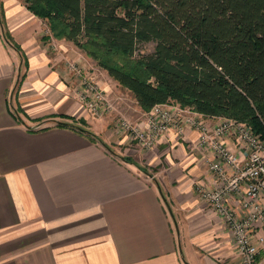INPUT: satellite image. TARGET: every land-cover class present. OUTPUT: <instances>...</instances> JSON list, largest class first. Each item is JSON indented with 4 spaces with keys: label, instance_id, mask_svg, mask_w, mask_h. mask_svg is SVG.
Segmentation results:
<instances>
[{
    "label": "crops",
    "instance_id": "obj_1",
    "mask_svg": "<svg viewBox=\"0 0 264 264\" xmlns=\"http://www.w3.org/2000/svg\"><path fill=\"white\" fill-rule=\"evenodd\" d=\"M0 8L22 48L0 20V264H240L224 221L195 190L208 181L198 131L173 129L136 149L79 101L67 59L93 61L46 37L21 0Z\"/></svg>",
    "mask_w": 264,
    "mask_h": 264
},
{
    "label": "trees",
    "instance_id": "obj_2",
    "mask_svg": "<svg viewBox=\"0 0 264 264\" xmlns=\"http://www.w3.org/2000/svg\"><path fill=\"white\" fill-rule=\"evenodd\" d=\"M26 2L47 21V37L93 57L144 111L176 101L264 136V0ZM0 14L6 40L22 50Z\"/></svg>",
    "mask_w": 264,
    "mask_h": 264
},
{
    "label": "built area",
    "instance_id": "obj_3",
    "mask_svg": "<svg viewBox=\"0 0 264 264\" xmlns=\"http://www.w3.org/2000/svg\"><path fill=\"white\" fill-rule=\"evenodd\" d=\"M80 82L79 101L91 115L102 117L117 109V98L94 74L69 63ZM198 131L194 145L205 158L208 181L195 190L224 221L240 264H264V136L245 121L223 116L208 123L203 114L176 101L158 103L136 119L121 115L115 129L136 149L151 150L173 129Z\"/></svg>",
    "mask_w": 264,
    "mask_h": 264
},
{
    "label": "rangeland",
    "instance_id": "obj_4",
    "mask_svg": "<svg viewBox=\"0 0 264 264\" xmlns=\"http://www.w3.org/2000/svg\"><path fill=\"white\" fill-rule=\"evenodd\" d=\"M21 1L26 5L27 9L29 11H31V13H33L35 16H37V17H39L40 19L43 20V21H40V23H39L40 26L42 27V29L44 30V28H46V31L51 33L50 29H49V25H48V23H46L47 21L45 19H43L42 17L36 15L32 10H30L28 8V6H27L28 4H27L26 0H21ZM47 26H48V28H47ZM52 39H53V37H52ZM56 44H58V42H56ZM154 46H155V43L150 42V43L145 44L140 49H141L142 52H151L154 49ZM54 49L56 51H58V50L61 49V46L58 45V47H56L54 45V46H52L51 50H54ZM84 53L87 55L86 52H84ZM87 56L89 57L90 61H93V64H88L86 61L81 63V61L77 62V61H75L73 59H67V66L69 65V63H73V64H76V65L80 66L83 70H86V71H89V72L94 71V74L97 76V78H99V80L102 79L105 82L108 81V84L110 85L112 90L119 95V97L118 96L116 97L117 99H119V102L117 101V105H116L117 109H116V111L113 114H108L109 116L108 115H104L102 117L108 116V117L112 118V120L114 121L113 122L114 126H116L117 120L119 119V117L121 115L136 119L138 116H135V113H137L138 111L136 112L135 106L138 105V104L136 103L135 98L133 97V95L128 90L123 88L116 80H114L109 75L107 70L105 68L101 67L96 62V60L93 57H91L89 55H87ZM70 71H72V70H70ZM77 78H78L77 83H79L81 78L80 77H77ZM113 95H115V94H113ZM113 98H115V97L113 96ZM12 102L14 103V106H15V100H12ZM119 109L122 110V111H120ZM113 132H114V130H113ZM115 132L117 133V131H115ZM128 150L131 151L129 148H128ZM132 153H134V152H132Z\"/></svg>",
    "mask_w": 264,
    "mask_h": 264
}]
</instances>
